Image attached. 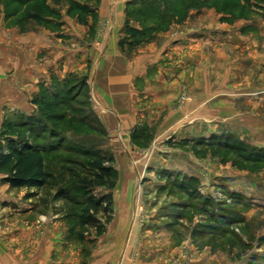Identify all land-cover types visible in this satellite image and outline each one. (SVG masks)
<instances>
[{"label":"rangeland","instance_id":"374dc122","mask_svg":"<svg viewBox=\"0 0 264 264\" xmlns=\"http://www.w3.org/2000/svg\"><path fill=\"white\" fill-rule=\"evenodd\" d=\"M125 23L142 32L130 51L119 47ZM111 37L131 71L145 59L131 74L138 120L125 133L109 130L113 111L93 95L100 64L64 68L73 49L94 62ZM108 62L120 64L113 53ZM54 99L53 182L14 189L0 175L2 238L27 224L59 236L61 258L78 264H264V0H0V129L46 121ZM99 158L116 178L96 235L82 220L81 180Z\"/></svg>","mask_w":264,"mask_h":264},{"label":"trees","instance_id":"16d2710c","mask_svg":"<svg viewBox=\"0 0 264 264\" xmlns=\"http://www.w3.org/2000/svg\"><path fill=\"white\" fill-rule=\"evenodd\" d=\"M124 37L119 42L121 50L130 51L138 43L142 32L124 24ZM61 100H51L44 107L46 121L42 118L25 117L17 122L4 121L0 129V140H4L0 146V175L2 181L14 189L39 190L48 187L53 182V175L47 169L44 155L51 154L59 149L62 140L55 124L62 120V116L55 110L61 107ZM51 121L52 124H47ZM107 160L103 158L88 162L89 174L81 180L82 190L86 194V201L81 209L83 221L89 222L94 227L96 235L103 233L106 224L110 221L109 212L112 206L111 190L115 186L116 174L114 169L105 165ZM93 188L107 189V193L95 197L90 194ZM90 211L106 216L104 223L91 218ZM83 218V217H82ZM87 225L88 223H82Z\"/></svg>","mask_w":264,"mask_h":264},{"label":"crops","instance_id":"0c3cea01","mask_svg":"<svg viewBox=\"0 0 264 264\" xmlns=\"http://www.w3.org/2000/svg\"><path fill=\"white\" fill-rule=\"evenodd\" d=\"M116 39L118 38L111 37L108 39L110 49L106 50L105 47L107 46L105 43L102 47V51L100 50L99 53L97 52V58L94 62L91 61L92 56L95 55L94 51L84 52L83 48L73 49L68 57L64 59L66 63H69L70 67L67 68V66H64V68L68 71H76L88 65L90 66L89 70L93 71V65L96 63L100 64V66H97V70L100 72L96 75L92 86L93 95L98 103L113 111V113L109 112L110 115H103L104 123L110 126L108 127L109 130H112V123H117L119 129L125 133L127 130L129 131L130 128H133L138 120L133 111L137 92L132 82L134 78L131 74L137 70H142V61L145 59H142L144 58L142 55L136 57L133 66H131V71L126 63V59H124L122 55L116 54V44L114 46L112 45ZM90 46L91 45H86L87 48L85 49L91 50L94 48ZM104 50L106 51L104 52ZM112 53L113 56L116 57V60L120 62L118 66H113V63L108 62ZM146 58L150 60L149 56ZM57 61L58 64L62 62L61 56L56 58L54 63L56 64ZM146 67L147 65L145 64V68ZM105 70H107V72H104ZM92 81L93 79L91 82ZM34 231L35 230L29 228L27 224L20 223L10 229V238H2L4 233L2 234V229H0V264H78V260L73 259L72 256L64 259L61 258L65 252L63 251V241L58 238L59 236L52 240L49 239L46 232L41 235H36ZM104 264H113V261L110 258V260H108L107 263L104 262ZM123 264L130 263L123 261Z\"/></svg>","mask_w":264,"mask_h":264}]
</instances>
